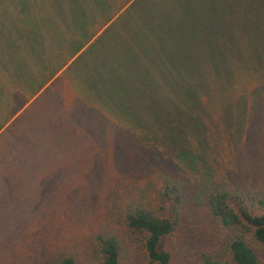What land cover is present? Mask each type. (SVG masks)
<instances>
[{
  "label": "trees",
  "instance_id": "obj_1",
  "mask_svg": "<svg viewBox=\"0 0 264 264\" xmlns=\"http://www.w3.org/2000/svg\"><path fill=\"white\" fill-rule=\"evenodd\" d=\"M93 1L106 4V0ZM152 3L136 0L119 20L129 31L117 32L118 49L108 51L106 42L101 50L93 46L90 52L102 60L100 66L85 62L86 53L71 68H80L84 74L82 84L76 86V98L86 108L76 110L74 102L68 108L61 101L59 116L66 114L67 123L78 119L80 110L89 111L85 116L89 118L96 112L113 115L115 103L120 101L117 94L129 93L139 100L133 106L137 112L117 126L135 136L129 139L123 133L125 144H131L128 160L108 179L101 205L88 214L86 228L56 238L52 235L50 246H44L41 228L31 234L38 238L40 251L35 264H264V152L260 155L257 147L264 144L251 134L264 110V0ZM86 13L77 15L76 20L88 18ZM78 30L68 21L55 33L46 34L41 54L53 53L39 64L35 61L37 44L25 47L26 61L38 69L24 86L20 85L21 77L0 84V97L11 100L16 93L13 87L19 85L18 90L27 96L42 89L43 60L61 56L62 69L95 35L80 43ZM127 47L133 49L128 51ZM164 58L171 66H179L168 99L159 87L149 93L137 82L143 66ZM225 62L228 66H222ZM106 64L123 66L119 68L121 75L115 78ZM91 66V71L86 70ZM31 79L33 85L27 89ZM148 97L149 103L141 101ZM153 98L161 106H156ZM35 102L26 109L24 118ZM61 122L50 104L42 128L60 126ZM24 139L22 134L21 141ZM56 140H60L59 135ZM123 142L119 136L115 146L120 148ZM244 146L252 157L245 153L241 160ZM160 157L165 160L145 166L152 158L161 161ZM15 158L14 168L0 160V192L4 196L14 191L9 189L11 184L21 193L38 185V190L53 191L55 181L48 178L44 182L36 176L46 169L35 166L34 171L26 159ZM19 228L20 222L9 213L0 214V264H24L13 236ZM204 233L207 239L201 242L202 247H191Z\"/></svg>",
  "mask_w": 264,
  "mask_h": 264
},
{
  "label": "rangeland",
  "instance_id": "obj_2",
  "mask_svg": "<svg viewBox=\"0 0 264 264\" xmlns=\"http://www.w3.org/2000/svg\"><path fill=\"white\" fill-rule=\"evenodd\" d=\"M96 2L92 0H0V84H8L21 77L20 85L24 86L23 83L28 76L38 69V65L35 66L26 61L25 47L37 44L38 56L35 57V61L38 64L41 59L50 57L53 52L41 54L45 35L55 33L60 24L74 22L79 29L80 43L86 42L91 34H95L62 69L61 56L48 62L43 60L40 65L44 66L41 72V75L45 77L42 79L43 88L35 94L27 96L24 90H18L22 87L19 85L13 87L16 93L11 100L8 96L0 97V160L8 161L10 168H14L18 161L15 158L17 155L26 159L34 171L35 166L46 169L36 172V176H41L44 182H47L49 178L56 183L53 191L51 189L49 192L38 190V185L37 189H35L36 186L35 188L29 186L27 193H21L13 184L9 189H15L12 193L9 192V196H4L0 192L3 200H0L1 216L9 213L13 219L20 222V228L14 232L13 236L16 242L15 249L21 255L20 259L24 264H35L36 259H40L38 258L40 256L38 238L34 239L31 236L38 228L43 230L42 236L46 242L44 246H50L53 241H51L52 235L56 238L87 227L88 214L101 205L102 193L106 189L108 179L119 173L128 160V150H130L128 148L131 144L129 142L125 144L123 133H127L129 139L135 136L132 131L117 126V123L119 125V121H123L127 115L137 112L133 110V106L139 100L129 93L117 94L120 101L115 103L113 115L107 113L106 116H102L96 112L97 114L89 118L85 117L89 116V111L80 110L81 115H78V119L66 123V114L61 112L62 116H59L57 113V107H60L61 101H65L68 108L73 102L76 110L86 108V105L76 98V86L82 84L80 80L84 74L80 72V68L71 70L73 66H76L75 63L88 53L85 62L100 66L102 60L94 58L97 55L90 52L93 46L95 50H101L102 44L106 42L108 51L118 49L115 44L117 32L121 31L124 34L126 33L124 30L129 31L123 28L119 20L125 17V13L136 0H106L105 5L102 4L103 2ZM153 3L155 4V0ZM90 8L91 11H88ZM84 13L89 17L76 20L77 15ZM117 39L121 40V38ZM52 40L55 43L56 39L52 38ZM128 44L131 45V43ZM133 47H127L128 51ZM152 50L157 53L155 49ZM52 56L55 58V54ZM151 63L152 66H143L137 82L147 92L149 90V93H155V88L159 87L164 94L163 98L168 99L172 90L173 75L179 66H171V62L166 58ZM228 63L231 65L230 61ZM228 63L225 62L222 66H228ZM81 64L83 66L84 62ZM106 66L115 74V78L121 75L122 71L119 68L123 66H108V64ZM91 68L93 67L86 70L91 71ZM133 70L138 73L137 68ZM11 73H13L12 76H10ZM50 75L54 77L46 82L50 79ZM32 85L33 79L29 80L27 89ZM134 87L137 91L138 88ZM36 100L37 102L29 110L30 114L24 118L26 109ZM141 101L149 103L150 97ZM151 101L156 106H161L154 98ZM50 104H54L56 116L62 122L60 126L55 125V127L51 124L50 129H44L42 126L47 119ZM262 113L259 114L258 126L251 129V134L255 140L259 139L264 144V110ZM22 134L25 135V139L21 141ZM57 135L60 136V140H56ZM119 136H122L124 141L120 148L118 145L115 146V139ZM100 137L106 139H100ZM50 138H53V141H49ZM124 144L127 149L125 153L123 152ZM257 147L260 148L261 155L264 152V146ZM243 149L241 160L245 153L247 158L252 157L245 151V146ZM159 160L161 161L152 158L145 166L158 165L157 162H162L165 158L160 157ZM18 171L11 172L17 174ZM32 184L35 183L32 182ZM2 187L5 186L2 185ZM30 188L35 189L34 191L39 194L30 191ZM2 234L3 232L0 231V235ZM206 239L207 235L204 233V236L198 237L190 246H201Z\"/></svg>",
  "mask_w": 264,
  "mask_h": 264
}]
</instances>
